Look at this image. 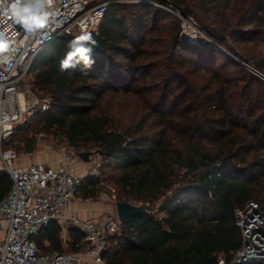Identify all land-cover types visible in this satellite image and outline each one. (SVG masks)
Instances as JSON below:
<instances>
[{
	"label": "trees",
	"instance_id": "1",
	"mask_svg": "<svg viewBox=\"0 0 264 264\" xmlns=\"http://www.w3.org/2000/svg\"><path fill=\"white\" fill-rule=\"evenodd\" d=\"M137 1L100 0L109 6L90 33L60 36L35 58L33 89L50 107L17 127L10 145L20 140L24 154L33 153L34 131L77 151L94 149L113 171L119 201H162L156 214L122 223L106 263L232 264L242 239L236 208L255 201L264 213V81L207 42H180V19L165 8L193 17L220 47L232 40L264 71V0ZM152 88L161 92L148 96ZM120 93L142 99L147 114L124 124L101 110L105 97ZM98 183L84 177L79 193L96 198ZM11 187L0 172V203ZM60 233L52 223L40 249L65 252ZM69 235L73 253L85 248L78 229Z\"/></svg>",
	"mask_w": 264,
	"mask_h": 264
},
{
	"label": "built area",
	"instance_id": "2",
	"mask_svg": "<svg viewBox=\"0 0 264 264\" xmlns=\"http://www.w3.org/2000/svg\"><path fill=\"white\" fill-rule=\"evenodd\" d=\"M108 6L95 0H0V164L12 182L0 203V216L7 222L0 264H108L103 259L108 240L121 235L118 216L84 220L69 210L84 178L76 169L77 155L63 158L56 167H18L20 153L10 145L20 124L50 107L49 98L33 89L30 70L35 58L60 36L90 33L93 20L104 17ZM249 70L264 81V74ZM235 221L242 239L232 264H264V213L258 203L236 208ZM54 222L61 228L64 247L71 243L70 228H76L85 251L41 250L38 238ZM219 264L226 262L221 258Z\"/></svg>",
	"mask_w": 264,
	"mask_h": 264
},
{
	"label": "rangeland",
	"instance_id": "3",
	"mask_svg": "<svg viewBox=\"0 0 264 264\" xmlns=\"http://www.w3.org/2000/svg\"><path fill=\"white\" fill-rule=\"evenodd\" d=\"M95 1L99 2L100 0H95ZM123 2L126 4L138 3L137 0H124ZM172 8L173 7H170V8L166 7L165 9L174 13L180 19V23H179L180 28H179V33H178L180 42L191 43V44H198L199 42H203V41L207 42L215 46L216 49L222 52L223 55L227 57L228 59L241 64L248 72L252 73L249 70V68H253L257 70L258 72L264 74V71L258 69L252 61L248 62L245 59H243L244 55L242 54L241 48L235 42L226 38L227 47H220L219 45H217L214 39H212L206 32L202 30L200 24L193 17L185 18L180 13L172 10ZM188 20H192L196 24V26L191 25V23H189ZM166 29H168V27ZM170 32H171V26H169L168 32H164L162 34V38L165 40L168 39V42L170 41V38H171ZM74 36H81V35H74ZM165 45L166 44L163 42L159 45H153L151 46V48L152 49H163ZM156 72L157 71H153V75L156 74ZM152 83H153L152 79H150L147 82V84L149 85H152ZM32 85H33V82H32ZM154 89L155 88H152V91ZM160 92L161 91L159 88L157 92L155 91L150 92L148 96H152V94L156 96ZM101 110L109 113L112 116L117 117L124 124H128L132 120H136V121L141 120L145 116V114H147V111H148L146 104H144L142 99L138 98L137 96L133 94H127V93H120L115 96L109 95L105 97V99L102 101V104H101ZM30 117H28L26 121L20 124L18 127L26 124V122L29 120ZM33 136L37 139L38 144L40 146H44L48 148V151H51L56 154H60L63 158H66L68 156H73V155L78 156V153H81V152H90L92 155H91V159L89 162H84L78 157V160L76 162V169L84 177L92 176L99 180L98 195L96 198L86 200L79 193L73 199V201H77L79 203L83 202L84 204L94 206V207L96 206L105 207L107 211L101 212L98 219H101L105 216H114V217L117 216L116 203L119 202L120 200V190L112 183L111 178L113 176V171L110 168H108L109 163L106 162L104 158L96 152V150L92 149V150L77 151L69 147L66 144V142L59 141L55 136L48 135L45 133L36 134L33 131L32 133L28 134L29 138ZM13 144L15 147H17L20 150V157L15 162L24 163V161L26 160L25 159L26 157L21 156V155L24 154L23 151L25 149V144L20 140H16ZM161 202L162 201L160 200L151 205L149 204L148 212L156 214ZM129 203H132L134 205H141L136 202H129ZM77 212L79 214V211ZM68 226L71 227L72 224L70 223ZM80 251L81 252L85 251V248H81ZM65 252L72 253L73 251H71L70 246H68V247H65Z\"/></svg>",
	"mask_w": 264,
	"mask_h": 264
},
{
	"label": "crops",
	"instance_id": "4",
	"mask_svg": "<svg viewBox=\"0 0 264 264\" xmlns=\"http://www.w3.org/2000/svg\"><path fill=\"white\" fill-rule=\"evenodd\" d=\"M21 156H25L26 160L23 162H15V165L18 167H27L32 164H50L53 166H58L61 161L63 160V157L60 154L53 153L51 151H48V148L44 146H40L39 144L36 146L33 153L30 154H23ZM19 159V158H18ZM0 172H5L3 166L0 164ZM6 173V172H5ZM7 174V173H6ZM69 210L70 211H79L78 216L81 219H88V218H94L95 221H98L99 215L101 212H106L107 209L103 206H90L87 204H84L83 202H77V201H71L69 203ZM7 228V222L3 220L0 216V241H2L5 238V230ZM62 243V241H61ZM70 246V245H69ZM63 250H65V247L63 246Z\"/></svg>",
	"mask_w": 264,
	"mask_h": 264
},
{
	"label": "water",
	"instance_id": "5",
	"mask_svg": "<svg viewBox=\"0 0 264 264\" xmlns=\"http://www.w3.org/2000/svg\"><path fill=\"white\" fill-rule=\"evenodd\" d=\"M188 22L196 26L192 20H188ZM91 155L92 154L90 152L78 153V157L84 162H89ZM148 208L149 204L134 205L132 203L122 201L116 203L117 216L121 223L137 215H144L148 213Z\"/></svg>",
	"mask_w": 264,
	"mask_h": 264
},
{
	"label": "clouds",
	"instance_id": "6",
	"mask_svg": "<svg viewBox=\"0 0 264 264\" xmlns=\"http://www.w3.org/2000/svg\"><path fill=\"white\" fill-rule=\"evenodd\" d=\"M63 66H64V67H68L69 65H68L67 62H65Z\"/></svg>",
	"mask_w": 264,
	"mask_h": 264
},
{
	"label": "bare ground",
	"instance_id": "7",
	"mask_svg": "<svg viewBox=\"0 0 264 264\" xmlns=\"http://www.w3.org/2000/svg\"><path fill=\"white\" fill-rule=\"evenodd\" d=\"M192 25V24H191ZM193 30V29H192Z\"/></svg>",
	"mask_w": 264,
	"mask_h": 264
}]
</instances>
